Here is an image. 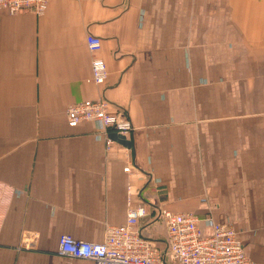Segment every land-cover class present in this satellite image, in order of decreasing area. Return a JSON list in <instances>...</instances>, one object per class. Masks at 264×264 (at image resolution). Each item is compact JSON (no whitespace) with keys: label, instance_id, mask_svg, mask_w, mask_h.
<instances>
[{"label":"crops","instance_id":"0c3cea01","mask_svg":"<svg viewBox=\"0 0 264 264\" xmlns=\"http://www.w3.org/2000/svg\"><path fill=\"white\" fill-rule=\"evenodd\" d=\"M99 98L130 118V148H109L99 122L68 125L70 105ZM140 203L192 213L206 235L231 225L264 264V0L0 11V264H94L61 255L59 238L101 243Z\"/></svg>","mask_w":264,"mask_h":264},{"label":"built area","instance_id":"2783aa9c","mask_svg":"<svg viewBox=\"0 0 264 264\" xmlns=\"http://www.w3.org/2000/svg\"><path fill=\"white\" fill-rule=\"evenodd\" d=\"M53 1L58 0H0V11L12 15L30 11L41 16ZM86 44L92 54L93 82L104 86L108 80L107 64L97 56L102 40L88 34ZM112 110L111 103L105 98L74 103L67 109V122L70 127L94 121L101 123L109 134L107 142L110 148L114 143L110 137L112 134L129 138L133 132L128 115ZM131 168L128 165L124 171L130 172ZM130 189L131 186H128V191ZM150 205L140 203L130 207L125 223L109 226L101 243L62 235L59 238V253L94 264H257L245 253L233 226L215 222L211 233L206 235L196 215L158 207H154L151 213ZM151 214L156 218L151 220ZM146 217L149 219L140 225V220ZM156 222H161L164 227L163 237L147 230Z\"/></svg>","mask_w":264,"mask_h":264},{"label":"water","instance_id":"95a60500","mask_svg":"<svg viewBox=\"0 0 264 264\" xmlns=\"http://www.w3.org/2000/svg\"><path fill=\"white\" fill-rule=\"evenodd\" d=\"M110 137H111V139L113 141L119 142V143L123 144L126 147H129V148L131 147V142L126 137H124V136H121V135H118V134H112ZM148 219H149V217H146L144 219H141L140 220V225H142Z\"/></svg>","mask_w":264,"mask_h":264},{"label":"rangeland","instance_id":"374dc122","mask_svg":"<svg viewBox=\"0 0 264 264\" xmlns=\"http://www.w3.org/2000/svg\"><path fill=\"white\" fill-rule=\"evenodd\" d=\"M164 236V235H163ZM163 236H161V237H163Z\"/></svg>","mask_w":264,"mask_h":264}]
</instances>
